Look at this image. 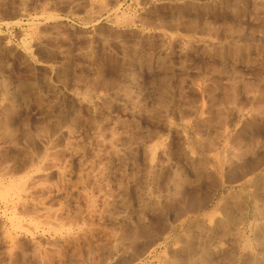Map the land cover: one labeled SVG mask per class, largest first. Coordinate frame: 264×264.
I'll return each mask as SVG.
<instances>
[{
    "label": "rangeland",
    "instance_id": "rangeland-1",
    "mask_svg": "<svg viewBox=\"0 0 264 264\" xmlns=\"http://www.w3.org/2000/svg\"><path fill=\"white\" fill-rule=\"evenodd\" d=\"M263 162L264 0H0V264H264Z\"/></svg>",
    "mask_w": 264,
    "mask_h": 264
},
{
    "label": "crops",
    "instance_id": "crops-1",
    "mask_svg": "<svg viewBox=\"0 0 264 264\" xmlns=\"http://www.w3.org/2000/svg\"><path fill=\"white\" fill-rule=\"evenodd\" d=\"M252 162L249 165L246 164L247 162H244L242 165L237 167L231 174H228V175L222 174L220 176L218 182H229V181L231 182V180H232L234 182V183L232 182L233 185L239 184L240 186H248L249 185L248 182H256L257 181V179L255 178L256 170H254L255 167L253 166L254 164H252ZM263 164H264V162H263ZM261 168L264 169V165H262ZM259 170H261V169H259ZM235 172H237V174ZM247 173L248 174L250 173L249 176L246 175ZM243 179H245V180H243Z\"/></svg>",
    "mask_w": 264,
    "mask_h": 264
},
{
    "label": "bare ground",
    "instance_id": "bare-ground-1",
    "mask_svg": "<svg viewBox=\"0 0 264 264\" xmlns=\"http://www.w3.org/2000/svg\"><path fill=\"white\" fill-rule=\"evenodd\" d=\"M186 7H187V5H186ZM197 15H198V14H197ZM197 20H198V19H197ZM191 23H192V21H191ZM192 26H193V24H192ZM191 28H192V27H191ZM202 32H203V31H202ZM202 32H201V33H202ZM188 33H189V32H188ZM190 33H191V32H190ZM230 33H231V32H230ZM199 34H200V33H199ZM192 38H193V37H192ZM138 51H139V50H138ZM212 75H213V74H212ZM217 84H218V83H217ZM166 92H167V91H166ZM244 113H245V112H244ZM246 113H247V112H246ZM239 141H240V140H239ZM205 146H206V145H205ZM204 148H205V147H204ZM205 149L207 150V148H205ZM171 156H172V155H171ZM237 157H238V156H237ZM239 161H240V159H239ZM261 164H262V162H261ZM247 165H249V163H248ZM235 168H236V167H235ZM260 168H261V167H260ZM254 170H255V169H254ZM249 172H250V171H249ZM235 173L237 174V172H235ZM235 173H234V174H235ZM251 173H252V172H251ZM249 174H250V173H249ZM249 174L247 173L246 175L249 176ZM202 175H203V174H202ZM243 175H244V174H243ZM246 175H245V176H246ZM201 177H202V176H201ZM241 177H242V176H241ZM246 177H247V176H246ZM238 178H239V177H238ZM238 178H237V179H238ZM243 180H245V179H243ZM200 182H201V181H200ZM229 182H230V181H229ZM231 182H233V181L231 180ZM231 182H230V183H231ZM233 183H234V182H233ZM21 189H22V188H21ZM9 190H10V189H9ZM23 190H24V189H23ZM175 191H176V190H175ZM177 194H178V193H177ZM177 204H178V203H177ZM217 210H218V209H217ZM146 222H147V221H146ZM64 229H65V228H64ZM137 232H138V231H137ZM135 233H136V232H135ZM107 252H108V251H107ZM123 255H124V254H123ZM151 262H152V261H151ZM123 264H124V263H123Z\"/></svg>",
    "mask_w": 264,
    "mask_h": 264
}]
</instances>
